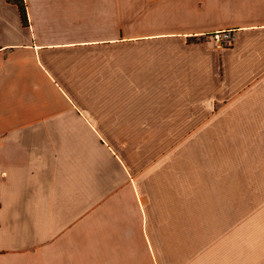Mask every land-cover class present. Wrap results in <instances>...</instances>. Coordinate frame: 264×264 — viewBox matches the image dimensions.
<instances>
[{
  "label": "crops",
  "instance_id": "0c3cea01",
  "mask_svg": "<svg viewBox=\"0 0 264 264\" xmlns=\"http://www.w3.org/2000/svg\"><path fill=\"white\" fill-rule=\"evenodd\" d=\"M24 2L0 0V264H264V0Z\"/></svg>",
  "mask_w": 264,
  "mask_h": 264
},
{
  "label": "built area",
  "instance_id": "2783aa9c",
  "mask_svg": "<svg viewBox=\"0 0 264 264\" xmlns=\"http://www.w3.org/2000/svg\"><path fill=\"white\" fill-rule=\"evenodd\" d=\"M212 38L218 46H230L232 44V34L228 31L216 33Z\"/></svg>",
  "mask_w": 264,
  "mask_h": 264
},
{
  "label": "trees",
  "instance_id": "16d2710c",
  "mask_svg": "<svg viewBox=\"0 0 264 264\" xmlns=\"http://www.w3.org/2000/svg\"><path fill=\"white\" fill-rule=\"evenodd\" d=\"M8 2L15 4L18 7L21 14L22 22L27 25L28 17L24 0H8Z\"/></svg>",
  "mask_w": 264,
  "mask_h": 264
},
{
  "label": "rangeland",
  "instance_id": "374dc122",
  "mask_svg": "<svg viewBox=\"0 0 264 264\" xmlns=\"http://www.w3.org/2000/svg\"><path fill=\"white\" fill-rule=\"evenodd\" d=\"M165 154H167V152H155V153H153V160L162 159V156L165 155Z\"/></svg>",
  "mask_w": 264,
  "mask_h": 264
}]
</instances>
